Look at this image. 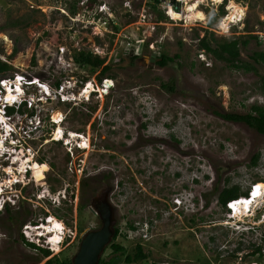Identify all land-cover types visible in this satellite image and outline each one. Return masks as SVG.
Returning <instances> with one entry per match:
<instances>
[{
  "label": "rangeland",
  "instance_id": "obj_1",
  "mask_svg": "<svg viewBox=\"0 0 264 264\" xmlns=\"http://www.w3.org/2000/svg\"><path fill=\"white\" fill-rule=\"evenodd\" d=\"M150 1L87 0L97 8L107 2L114 10L116 23H104L83 11L72 15L73 5L86 0H0V58L14 66L6 76L21 73L39 79L52 94L29 88L43 98L34 107L35 118L28 109L11 115L14 133L8 131L7 136L0 129L9 141L5 162L14 165L12 182L17 184L12 190L2 186L6 204L14 210L11 219L0 220V264H45L48 257L38 247L47 245L46 236L40 240L38 227H27L31 242L23 230L43 222L40 229L49 235L46 228L54 221L62 224L63 242L54 251L42 248L49 249L52 264H73L83 237L102 227L93 206L106 196L115 209L113 228L120 227L128 236L116 239L124 252L113 250L112 238L100 255L102 264H202L198 261L213 259L218 252L221 264H264L263 255H251L252 248L232 254L240 241L246 247L257 243L264 248V216L258 220L256 209L246 213L254 203L240 202L234 206L236 214L242 213L236 219L244 225L237 223L215 194V188L219 192L239 184L247 190L258 182L251 200L264 201V196L259 198L264 195V134L218 114L264 106V66L257 64V72L235 69L206 54L199 44L209 32L219 41L242 37L249 43L241 45V57L253 61L251 54L264 51V0H205L198 6L204 20H188L192 0H162L157 7ZM230 1L241 6L244 15L224 31L219 23ZM139 43L141 52L134 58ZM61 45L73 58L81 49H99L111 69L103 76L100 69L92 72L72 63L62 72L57 53ZM15 47L19 52L13 55ZM152 53L180 57L161 66L150 63ZM107 77L114 83L100 97ZM57 80L76 101L60 100L53 86ZM89 81L97 91L91 96L92 90L82 91ZM172 81L175 91L163 86ZM58 113L62 120L55 122ZM39 120L41 128L36 129ZM59 125L63 134L56 139ZM71 131L79 137L72 138ZM83 141L87 147H82ZM256 153L261 157L254 165ZM185 185L188 190L183 191ZM181 192L191 204L175 210ZM204 194L211 199L209 206ZM131 224L139 228L132 230ZM239 226L244 227L234 230ZM137 243L149 257L127 262Z\"/></svg>",
  "mask_w": 264,
  "mask_h": 264
},
{
  "label": "trees",
  "instance_id": "obj_2",
  "mask_svg": "<svg viewBox=\"0 0 264 264\" xmlns=\"http://www.w3.org/2000/svg\"><path fill=\"white\" fill-rule=\"evenodd\" d=\"M153 1V2H152ZM161 0H151L149 4H152L153 7H157L158 4H160ZM152 2V3H151ZM94 7V6H93ZM92 3H86L83 5H79L78 3H75L72 7V15L75 16L79 12L84 11V9H90L93 8ZM160 13H162L160 11ZM97 17V15H96ZM214 19L210 20V24L213 25ZM264 25V20L263 23ZM1 28V27H0ZM208 32V31H207ZM211 35L208 33L204 35L200 39V48L204 50L206 54H212L217 60L219 61H225L229 66L235 68V69H243L245 71H254L257 72V64H262L264 66V51H255L253 54L250 55L251 59L253 61H247L244 60L241 57V45L247 46L249 43L248 39H243L242 37H237L232 40H222L219 41L212 32H209ZM252 37L258 38V36L251 35ZM19 52L18 48H14L13 55L17 54ZM135 55L133 56L134 58H138L140 53H134ZM160 58L159 61L156 63L161 65V66H166L169 62L176 61L179 57L180 54H174L173 56L167 55L166 53H159ZM36 57H33V64H36ZM74 63H76L79 67L82 68H90L92 72H96L100 69V73L104 76L106 73L111 69L110 64H106V59L100 57L99 55H94L91 51H85V50H80L77 54L74 55ZM14 70V66L11 64V62L8 59H1L0 58V77L3 75H6L9 71ZM101 80V78H100ZM60 80H57L54 83V87H58L60 84ZM163 86L166 89H169L171 91H175L176 87L174 84V81H172V84L170 83H164ZM262 90L264 92V80H262ZM26 109L21 108L20 112H24ZM10 112H14V109H10ZM31 114H34V111L31 112ZM220 114L223 118L233 121V122H244L250 127L254 128L257 130L259 133L264 134V106L263 105H258L254 104L251 107V110L247 113H218ZM261 154L256 153L253 156V164L257 165L259 160H260ZM248 190H242L241 186L239 184H234L232 186H225L221 191L218 192V189L215 188V194H217V200L218 203L222 205V207L226 208V203L230 200L237 199L240 196L247 195ZM204 197H206L205 201V206L210 205L211 199L207 196V194H204ZM25 199V197H23ZM193 223H195L194 220H192ZM141 226V225H140ZM139 227L136 225L131 224L130 229L132 230H137ZM114 236H113V242L111 243V247L113 250L117 252H124L125 247L121 245L120 243L116 242V239L119 236H122L124 238H127V233H124L123 230H121L120 227H114ZM243 236V235H242ZM241 238L243 239L245 236ZM264 237V235L262 236ZM215 240V237L212 238ZM31 246H34L37 248V245L34 243H29ZM43 251V254L45 256H49L51 253L49 249H44L42 247H38ZM246 248H252V253L251 255H263L264 256V248L257 244V243H251L249 247L244 246L243 241L239 242V245L232 251L233 256L235 255L236 252L245 250ZM220 252H218L217 256L213 259L205 257L204 259L206 261H198L199 263L202 264H215V263H220ZM149 257V254L145 252L144 246L141 243H137L135 246V253L130 256L128 255L126 258L127 262L131 261H144L147 260ZM113 260H110L112 263ZM53 260L50 259L47 264H52ZM215 262V263H212ZM99 263L102 264V259L99 260ZM61 264H72L71 261L66 260V261H61ZM221 264V263H220Z\"/></svg>",
  "mask_w": 264,
  "mask_h": 264
},
{
  "label": "clouds",
  "instance_id": "obj_3",
  "mask_svg": "<svg viewBox=\"0 0 264 264\" xmlns=\"http://www.w3.org/2000/svg\"><path fill=\"white\" fill-rule=\"evenodd\" d=\"M153 54L157 55V53H153ZM150 57H152V56H150ZM108 78L109 77H107L106 79H108ZM7 79H8V81L6 83H3V81L7 80ZM103 82H104V80L102 81V85L100 86L101 88H102V86H104ZM61 83H62V81L60 82L59 86L55 87V88H56V91H57V93H58V95L60 97V100L62 101L63 100L62 97H61L62 90L60 89ZM35 86L39 87L40 91L44 92L45 95H47V96H51L52 95L50 87L46 83L41 82L39 79H30L26 75L21 74V73H16L14 76L3 75V76L0 77V89L3 91V95H5V98L3 99V101H0V129L1 130L4 129L5 132L7 131L6 132L7 136L10 135V133H8V131L14 132L13 126L11 124V115H13V114H25L26 110L29 109L30 110L29 114H31V112L34 111V114H31V117H34L35 112H36L34 107L37 105L38 102H42L43 101V98H40V96L36 97L33 92H30L29 88L35 87ZM93 92L97 93V91H93L92 90L89 95L91 96V94ZM100 92H102V90ZM10 93L11 94L13 93L12 95L14 97H12V98L9 97L8 98V94H10ZM64 93L65 94H69L70 92L69 91H65V89H64ZM31 97H34V99H35V102L33 103L34 104L33 106L32 105L31 106L28 105L29 100H30ZM36 98H38V100ZM76 99H77V97H72L71 94H69L68 98L63 100L62 102L66 103V102L76 101ZM89 99L90 98H86V100H89ZM2 103H6V105L3 108L1 107ZM12 108L14 109V112H10V109H12ZM21 108L26 109V110L24 112H20ZM40 122H39V125L36 128H41V125H40L41 123ZM60 141H63V140H60ZM8 142L9 141L6 139L5 135L2 136V133H0V173H1V170H2V165L1 164L3 162H5V160L7 159V156H5V153L7 152V149H8V147H7L8 146V144H7ZM68 144H70V142L67 143V145ZM78 147H80V146H78ZM25 170H26L25 172L27 173V169H25ZM258 184H259L258 182H255V183L251 184L249 186V188L247 189L248 190L247 191L248 192L247 195L240 196L237 199L230 200V201H228L226 203V210L228 211L229 218L231 220L235 221V219L237 217H239V215H241L242 213L241 214H236L238 212L236 210V208L234 207V205H236V204L230 206V203L232 204L233 201H235V202H238V201H241V202L250 201V202H252L251 199H254L253 196H254V193L256 191V188L258 187ZM12 185H14V187H15L17 184L12 182ZM1 189H2V185H0V194H1ZM183 189H184L183 191L188 190L186 185H185V187ZM178 196H180L181 198L178 197L180 199V203H178L175 200L176 203L174 204V208L178 207L176 210H178L182 205L183 206H185V205L189 206L191 204L190 200H189V197L188 196L186 197L183 194V192H181L180 195H178ZM249 204H251V203H249ZM241 207H243V206H240V208ZM246 208L248 209L246 213L252 212L254 209H256V213L259 215L258 220H261V216H264V209H261L262 208V203L257 204L255 207L254 206H250V207H246ZM239 218H241V217H239ZM237 220L238 219H236V221ZM237 223L242 224V222L239 221V220L237 221ZM36 224L37 223L26 225V227L24 228L23 232L26 235V233H28L29 229H30V228H27V227H31V226L35 225V227H38L36 232H37V236H39L41 238L40 240H43L44 236H46V238H47V242H46L47 245L45 246L44 244H42L41 246L42 247L45 246L46 248L48 247L49 249H51V251H54L56 246L51 241L52 237H50L49 235H46L45 229H40L43 226V222H40L38 225H36ZM242 225H244V224H242ZM239 227L237 229H234V230H239V229L241 230V228H243L242 226H239ZM60 232H62V235H61L62 237H61V239H58V242H57L58 247L63 242V236H64L63 235L64 231H60ZM240 235L244 236L245 232H243V231L241 232L240 231ZM26 236L28 237V239L30 241H32L29 238L30 237L29 235H26ZM39 244H41V243H39Z\"/></svg>",
  "mask_w": 264,
  "mask_h": 264
},
{
  "label": "water",
  "instance_id": "obj_4",
  "mask_svg": "<svg viewBox=\"0 0 264 264\" xmlns=\"http://www.w3.org/2000/svg\"><path fill=\"white\" fill-rule=\"evenodd\" d=\"M156 56V54H153L152 57H149L150 63H156L160 60ZM93 209L100 217L102 227L88 231L83 237L79 251L73 258V264H98L103 249L113 238L115 209L109 198L106 196L103 200L97 199Z\"/></svg>",
  "mask_w": 264,
  "mask_h": 264
},
{
  "label": "bare ground",
  "instance_id": "obj_5",
  "mask_svg": "<svg viewBox=\"0 0 264 264\" xmlns=\"http://www.w3.org/2000/svg\"><path fill=\"white\" fill-rule=\"evenodd\" d=\"M187 1V0H186ZM193 2H192V8L187 12V17H188V20L190 19V20H204L205 18H206V16H205V13L202 11V10H200V9H198V6H199V4L201 3V2H205V0H192ZM212 1H214V2H216V3H221L222 2V0H212ZM228 10H229V12H228V14H226V16H224L223 17V19L220 21V27H221V29H223L224 31L225 30H228L229 28H230V24L232 23V22H234V21H237V20H240L241 19V17L244 15V9L241 7V6H239V5H237V3H235L234 1H230L229 2V4H228V8H227ZM189 23V22H188ZM113 81L112 80H110L109 78H108V80L106 81V84H105V87L107 88L106 90H105V92H107L108 90H109V88H111L112 87V85H113ZM49 86V85H48ZM92 90V85L91 84H89V86H87V88L84 90V94H88L90 91ZM13 94V93H12ZM11 93L10 94H8V98L10 97V98H12V97H14L13 95H12ZM83 95V94H82ZM46 96V95H45ZM57 98V97H56ZM55 98V99H56ZM59 98V97H58ZM49 101V100H48ZM74 102V101H73ZM45 103V102H44ZM36 110V109H35ZM18 115V114H17ZM13 116V115H12ZM31 116V115H30ZM18 117V116H17ZM16 117V118H17ZM23 117V116H22ZM33 118H35V117H33ZM62 115H61V113H58V114H55L54 115V120H55V122H59V121H61L62 119ZM19 119V118H18ZM32 119V118H31ZM28 120V119H27ZM14 121V120H13ZM39 122H40V120H39ZM12 123V122H11ZM35 125V124H34ZM36 127V126H35ZM24 128V127H23ZM31 128V127H30ZM37 129V128H36ZM16 130V129H15ZM33 132V131H32ZM72 133H70L71 134V137L72 138H75V137H79V134L78 133H76L75 131H71ZM14 133V132H13ZM55 138L56 139H58V138H61L62 137V134H63V129H62V127L59 125V127L55 130ZM6 135V134H5ZM14 135V134H13ZM12 138V137H11ZM54 138V137H53ZM13 141V140H12ZM50 142V141H49ZM67 143H69V141L67 142ZM82 144V147H87L88 146V143L86 142V141H83V143H81ZM26 157V156H25ZM264 189V188H263ZM49 194V193H48ZM264 194V193H263ZM264 195H261L259 198H262ZM49 198V197H48ZM55 198V197H54ZM196 199V198H195ZM263 199H264V197H263ZM252 201V203H254L253 204V206L255 207L256 205H257V203L256 202H254V200H251ZM260 202H258V204H259ZM262 203H264V201H262ZM57 204V203H56ZM238 205H240L239 203L238 204H236V205H234L235 207L236 206H238ZM52 228H46V229H48L49 230V235H51L54 231H57V230H59V227H62L61 226V224L58 222L57 223V226H51ZM242 227H244V226H242ZM51 229H53V230H51ZM62 229V228H61ZM245 230V229H244ZM46 234H48V233H46ZM57 234V233H56ZM60 235H62V232H60ZM57 237V236H56ZM56 237L53 239V240H51L52 241V243H54V245L55 246H57L58 244L56 243L57 242V239H56ZM62 237V236H61ZM52 239V238H51ZM32 242V241H31ZM36 244V243H35ZM264 252V251H263Z\"/></svg>",
  "mask_w": 264,
  "mask_h": 264
},
{
  "label": "built area",
  "instance_id": "obj_6",
  "mask_svg": "<svg viewBox=\"0 0 264 264\" xmlns=\"http://www.w3.org/2000/svg\"><path fill=\"white\" fill-rule=\"evenodd\" d=\"M86 3H87V0H86V2H82L81 5L86 4ZM126 6H127V4H126ZM113 12H114V10L108 5V3L107 2H104L103 4L99 5L98 8L96 6H94L93 8H90V9H84V11L82 13L85 14V15L88 14V16L94 18V20H100V21L103 20L104 23H107V22H109V23L110 22L116 23V19H112L113 18L112 17L113 16ZM78 14L80 15L81 13L79 12ZM96 15H97V17H96ZM115 26H117V25H115ZM128 44H129V46H132L131 41H128ZM140 44L141 43H139V46H137V48L135 49V53H140L141 52V46H140ZM154 45L155 44L153 43L151 48L154 49L155 48ZM91 52L94 55L101 56V53H100L99 49L98 50H91ZM57 53L59 54V63H60L61 71H62V67L64 68V70H67V68H69L71 66V64L75 62L74 61V58H73V53L72 52L69 53L67 51V47L65 45L59 46V51H57ZM68 55H70V56L68 57ZM69 58H71V61L69 60ZM107 80L108 79H104V82H103V85L104 86H102V88L100 89V90H102V92H99L100 97L103 96L102 93L103 92L105 93V90L107 89L105 87V84H106V81ZM7 81H8V79L7 80H4L3 83H6ZM66 82L67 83H71V81H66ZM89 84H93V82L92 81L87 82L85 88L82 89L83 92L87 88V86H89ZM65 86L66 85L64 83L63 84L61 83V85H60V89L62 90L61 97H62L63 100H65V99L68 98V95L64 93ZM93 86H94V84H93ZM92 89H94V88L92 87ZM4 98H5V95H3V91L0 89V101H3ZM34 102H35L34 97H31L30 100H29L28 105L29 106H31V105L33 106L34 105L33 104ZM5 105H6V103H2V106L1 107L3 108ZM176 201L178 203H180V199L179 198H176ZM240 202L241 201H238V202L233 201L232 204L230 203V206H232L234 204H238ZM175 208L177 209L178 207H175ZM146 235L147 234H144V236H146Z\"/></svg>",
  "mask_w": 264,
  "mask_h": 264
},
{
  "label": "flooded vegetation",
  "instance_id": "obj_7",
  "mask_svg": "<svg viewBox=\"0 0 264 264\" xmlns=\"http://www.w3.org/2000/svg\"><path fill=\"white\" fill-rule=\"evenodd\" d=\"M153 54V53H152ZM152 54H151V56H152ZM139 58V57H138ZM9 162H3L1 165H2V170H1V173H0V185H4V188L6 189V190H8L9 189V187L11 188V190H12V188H13V185H12V178H13V168H14V165L13 164H8ZM8 167H10V169L8 168ZM5 189H1L2 190V194H0L2 197L0 198V220L2 219V218H7V219H11L12 217H13V210H14V208L13 207H11L9 204H6L7 203V201H6V197H7V195H6V192L4 191ZM5 192V193H4ZM9 192V191H8ZM2 200H3V203H2ZM51 220V219H50ZM54 221V219H52V222ZM52 222H50V223H52ZM55 222V225H53V226H57V221H54ZM61 224V223H60ZM61 226H62V224H61ZM52 228L51 227V224L49 225V226H47V228ZM8 232L10 231L9 230V228L7 227V229H6ZM51 230H53V229H51ZM7 231H5V235L6 236H8V233H7ZM57 233V234H56ZM50 237H52V239L51 240H53L56 236H57V238L58 239H61V235H60V232H59V230H57V231H54L51 235H49ZM58 239H57V242H58ZM56 242V243H57ZM48 258H47V261L45 262V264H47L48 263V261L52 258V257H49V256H47ZM56 264H61V261H57V263Z\"/></svg>",
  "mask_w": 264,
  "mask_h": 264
}]
</instances>
